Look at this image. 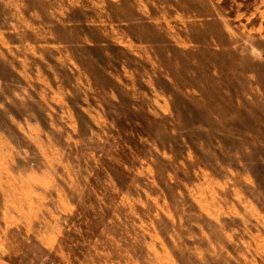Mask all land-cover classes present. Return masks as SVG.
<instances>
[{
  "label": "rangeland",
  "instance_id": "rangeland-1",
  "mask_svg": "<svg viewBox=\"0 0 264 264\" xmlns=\"http://www.w3.org/2000/svg\"><path fill=\"white\" fill-rule=\"evenodd\" d=\"M264 264V0H0V261Z\"/></svg>",
  "mask_w": 264,
  "mask_h": 264
},
{
  "label": "crops",
  "instance_id": "crops-1",
  "mask_svg": "<svg viewBox=\"0 0 264 264\" xmlns=\"http://www.w3.org/2000/svg\"><path fill=\"white\" fill-rule=\"evenodd\" d=\"M38 248H28L21 264H44L45 259L37 254ZM0 264H11L10 262L0 261Z\"/></svg>",
  "mask_w": 264,
  "mask_h": 264
}]
</instances>
